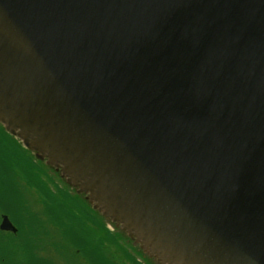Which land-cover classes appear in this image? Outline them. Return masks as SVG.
I'll return each instance as SVG.
<instances>
[{
    "label": "water",
    "instance_id": "obj_1",
    "mask_svg": "<svg viewBox=\"0 0 264 264\" xmlns=\"http://www.w3.org/2000/svg\"><path fill=\"white\" fill-rule=\"evenodd\" d=\"M0 126L156 264H264V0H0Z\"/></svg>",
    "mask_w": 264,
    "mask_h": 264
},
{
    "label": "rangeland",
    "instance_id": "obj_2",
    "mask_svg": "<svg viewBox=\"0 0 264 264\" xmlns=\"http://www.w3.org/2000/svg\"><path fill=\"white\" fill-rule=\"evenodd\" d=\"M75 193L0 126V226L2 217L7 216L12 227L17 230L16 233L0 231V262L3 260L5 264H43L46 259L52 260L53 264H95L94 260L100 258L90 251L85 255L82 245L73 244V235H81L85 230L83 246L89 242L101 244V225H98L99 219L89 205ZM49 195H56L59 201L63 197L66 200L64 209H56L50 202ZM32 216L44 226L41 231L44 240H38V237L33 239L36 258L28 259L21 250L19 257L17 235L19 241L24 238L22 226ZM55 216L58 221L53 220ZM61 218L68 219L70 224H64ZM105 221L111 232L121 231L110 220ZM124 237L127 238V235ZM103 239L104 236L102 241ZM119 243L120 247L115 242L110 245L103 243L104 248H108L109 259H114V264H135V261L138 264H156L146 253H141L138 246L132 247L133 241L129 243L122 238ZM121 246L127 249L135 261L129 259ZM12 247L18 252L17 255L14 250H9Z\"/></svg>",
    "mask_w": 264,
    "mask_h": 264
},
{
    "label": "trees",
    "instance_id": "obj_3",
    "mask_svg": "<svg viewBox=\"0 0 264 264\" xmlns=\"http://www.w3.org/2000/svg\"><path fill=\"white\" fill-rule=\"evenodd\" d=\"M61 193V192H60ZM50 196V202L56 207V209H61L63 210L64 207H65V202L66 200L63 199V197H60L61 198V201H59L58 197L55 195L54 197H52L51 195ZM60 196V195H59ZM98 219H99V223L98 225L100 224L101 227V234H100V242L101 244H99V242H89L86 246H83L84 244V241H85V230L83 231V234L81 235H78V234H74V242L73 244H80L82 245V250L83 252H85L84 254L86 255V253H88V251H90L92 254H94V256H96L97 258L99 257L100 259H97V260H94V263L95 264H114L115 262H113L112 259H109L110 258V255H109V251L108 248H104L103 246V243L104 245H110V244H113L114 242L117 243L120 247V239L124 238V240L127 241V239L124 237V235H122L121 233L117 232V231H114V232H111L108 228H107V223L106 221L100 217L99 215H97L96 213H94ZM54 221H58V217L55 216V218L53 219ZM62 221H64V224H70V221L68 219H65V218H61ZM43 225L42 223H40L36 217H31V218H28L27 221L25 222V224L22 226L23 230L24 231V238H20L21 240L19 241V236L17 235V239H18V245H19V257H20V250L23 251L24 253V257L28 258V259H35L36 256L34 254V250L35 249V246L33 244V239L35 240L37 237H38V240H44V236L41 235V231H43ZM95 228L93 229V232H94ZM18 233H19V228H18ZM28 233L32 234L31 236L28 235ZM102 236H104V239L102 241ZM103 242V243H102ZM25 249H24V248ZM33 247V248H32ZM79 247V246H78ZM122 247V246H121ZM124 250H125V253L127 254L128 257H130L129 259H134V257H132L129 252H127V249L122 247ZM9 250L13 251L16 253L17 255V251L16 249H13L12 248H9ZM36 250V249H35ZM127 257V258H128ZM135 261V259H134ZM44 263L43 264H53V261L52 260H44L43 261ZM0 264H5V261L1 260ZM135 264H138V262L135 261Z\"/></svg>",
    "mask_w": 264,
    "mask_h": 264
}]
</instances>
